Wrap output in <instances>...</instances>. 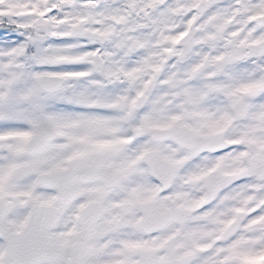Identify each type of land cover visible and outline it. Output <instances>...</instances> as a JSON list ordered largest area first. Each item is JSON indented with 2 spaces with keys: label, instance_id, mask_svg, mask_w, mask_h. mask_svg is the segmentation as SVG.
<instances>
[{
  "label": "snow or ice",
  "instance_id": "6c2138e0",
  "mask_svg": "<svg viewBox=\"0 0 264 264\" xmlns=\"http://www.w3.org/2000/svg\"><path fill=\"white\" fill-rule=\"evenodd\" d=\"M0 264H264V0H0Z\"/></svg>",
  "mask_w": 264,
  "mask_h": 264
}]
</instances>
